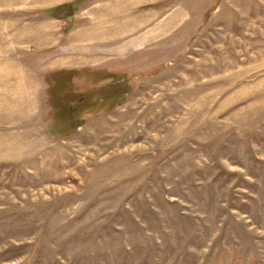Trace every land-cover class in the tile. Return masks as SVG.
Masks as SVG:
<instances>
[{"label":"rangeland","instance_id":"rangeland-1","mask_svg":"<svg viewBox=\"0 0 264 264\" xmlns=\"http://www.w3.org/2000/svg\"><path fill=\"white\" fill-rule=\"evenodd\" d=\"M0 264H264V0H0Z\"/></svg>","mask_w":264,"mask_h":264}]
</instances>
